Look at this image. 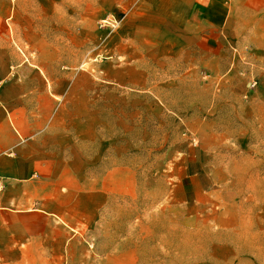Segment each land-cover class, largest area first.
Segmentation results:
<instances>
[{
  "label": "rangeland",
  "instance_id": "obj_1",
  "mask_svg": "<svg viewBox=\"0 0 264 264\" xmlns=\"http://www.w3.org/2000/svg\"><path fill=\"white\" fill-rule=\"evenodd\" d=\"M11 1L9 35L39 24L30 31L53 43L49 81L71 104L70 148L86 172L134 174V193L108 197L98 235L136 247L137 264H264V210L234 228L232 215H198L175 189L181 175L213 166L264 187V45L212 75L197 51L123 24L118 0Z\"/></svg>",
  "mask_w": 264,
  "mask_h": 264
},
{
  "label": "crops",
  "instance_id": "obj_2",
  "mask_svg": "<svg viewBox=\"0 0 264 264\" xmlns=\"http://www.w3.org/2000/svg\"><path fill=\"white\" fill-rule=\"evenodd\" d=\"M119 6L123 24L146 28L151 40L179 52L197 51L212 75L246 48L264 45V0H118ZM11 13L12 1L0 0V264H137L136 247L98 235L108 197L134 193L132 170L86 172L84 156L70 148L71 104L49 81L53 43L30 31L39 24H24V37L9 35L17 28ZM24 45L38 47L19 49ZM228 172H187L175 189L198 215L211 210L217 222L228 213L234 228H243L245 215L264 210V187Z\"/></svg>",
  "mask_w": 264,
  "mask_h": 264
}]
</instances>
